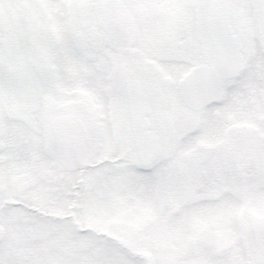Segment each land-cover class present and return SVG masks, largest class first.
I'll return each mask as SVG.
<instances>
[{"label":"snow or ice","instance_id":"1","mask_svg":"<svg viewBox=\"0 0 264 264\" xmlns=\"http://www.w3.org/2000/svg\"><path fill=\"white\" fill-rule=\"evenodd\" d=\"M0 264H264V0H0Z\"/></svg>","mask_w":264,"mask_h":264}]
</instances>
